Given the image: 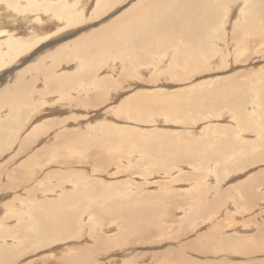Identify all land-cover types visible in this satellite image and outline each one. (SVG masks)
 Listing matches in <instances>:
<instances>
[{"label": "rangeland", "instance_id": "rangeland-1", "mask_svg": "<svg viewBox=\"0 0 264 264\" xmlns=\"http://www.w3.org/2000/svg\"><path fill=\"white\" fill-rule=\"evenodd\" d=\"M242 1L244 5L241 17L245 18L248 15L246 8L250 5V0ZM91 2L92 0L89 1L90 5L87 4L89 8L92 7ZM87 6L88 15L86 14L85 22L80 27L92 26L82 35H87L98 27H104L114 15L116 17L124 9V4H121L95 20ZM227 8V4H224L222 16L225 15ZM235 19L236 16L232 20L238 21ZM232 23L227 21L222 30L224 41L229 43L223 41L222 47L220 41L218 53L209 55L206 65L203 68L199 67L196 72L185 71L186 74L183 75L182 70H186L185 66L183 63H181L182 67L177 66L173 61L175 52L170 48L159 51L160 54L157 51L151 52L149 59L153 64L150 65V69L142 65V69H146L139 75L136 72L138 66L131 75H126L121 69L115 71L113 68L118 69L121 61L111 57L97 71V78L102 80L111 77L110 79L116 81L112 83V89L107 83L104 87L101 85L98 88L100 82L92 85L89 80L80 79L78 84L72 85L63 95L52 94L49 96V101L40 97L39 102L38 99L32 102V108L28 105L31 113L28 112L26 116L19 118L17 132H14L15 137L12 140L5 137L7 130L0 124V160L7 158L6 164L2 163L3 168H0V193L2 190L4 193V196H0V200L3 199V203L6 202L10 207L21 211L22 202L26 204L24 207L27 210L29 206L35 204L34 202L37 205L44 202L58 203L67 195L71 200L67 198L68 200L63 204L64 208L68 213L72 211L77 213L79 217L77 220H81L78 238L73 237L72 234L70 237L61 238L64 241L56 239L55 244L23 255L11 264H181L180 262H183L182 264H258L257 261L264 264L262 245L264 244V49L256 52L251 48L243 53L232 51L231 34H228L232 32ZM76 29L69 30L73 36L77 32ZM219 29L220 26L217 30ZM221 52L224 57L219 56ZM86 57L88 56L84 57L85 60ZM73 62L68 63L66 67L69 66L71 69L74 66ZM31 63H26L27 66L24 68L21 67L22 64L13 67L22 68L25 73H29L33 66L37 67V62ZM175 63L174 69L178 71V76H174L168 67L175 66ZM5 70L3 72L9 71L10 68ZM76 70L73 68L70 73L79 75L82 72L81 69ZM35 81L36 86H39L40 81ZM6 83V87L9 86L8 84L12 85L10 80ZM80 85H85L87 89L84 90L88 91L87 94L79 87ZM40 87L43 89V85ZM69 90L70 93L73 92L72 96L68 93ZM47 91L55 90L48 88ZM135 96L136 99L143 100L140 107H137L140 103L134 100ZM68 98L70 101L66 100ZM145 100H148L147 103ZM153 101L157 102L153 105ZM235 106L240 108L241 113L236 112ZM137 108L143 109L139 111L140 114H143L144 110L148 111V117L143 115V118H137L132 111ZM6 112L8 107L0 104V123L9 117ZM40 120L42 124L50 120L65 121L63 125L54 126L49 130V134L48 132L41 134L35 142L17 154L16 145L22 137L19 135H23L28 127ZM62 129L70 135L81 134L91 140L86 139L81 144L82 148L80 145H70L64 141L56 143L55 133ZM47 134L48 136L45 137ZM131 134H134L133 138ZM103 136L105 144L109 140L117 150L112 148V145H104ZM128 138L130 140L132 138L134 146ZM141 141L147 142L146 148L139 146ZM109 147L117 153L111 158L105 152ZM102 148L103 150L105 148L104 152ZM39 150L42 154L39 152L37 156H31L34 151ZM102 153L106 154L101 156ZM207 154L210 156L207 157ZM28 155L31 157V163L27 165ZM97 157L103 158L102 161L98 159V162ZM22 163L26 164L21 167ZM18 168L25 176L33 172L30 182L32 185L21 178L16 181H12L9 176L3 178L6 173L11 175ZM2 184L6 185L7 189H1ZM82 191L90 192V195L82 194ZM34 192L40 193V197ZM78 193L81 202H73L75 198L73 196ZM42 194L45 196L42 197ZM26 195L29 197L27 198ZM208 202L210 207L204 212L203 203ZM139 207H146L155 211V214L159 209V216L153 221L150 217L145 218L147 222L153 224L151 229L159 227L158 231L149 230L152 233L140 235V232L133 231L130 224L129 228L125 227L127 218L124 216L128 217L129 211L133 212L134 208L140 209ZM109 211H111L110 215ZM126 211L124 215L123 212ZM11 215L10 213L1 215L0 227H6L7 223L15 224ZM18 225L15 224L13 227L17 229ZM38 226L43 227L41 223ZM92 228H96L95 231ZM112 228H115L114 232ZM223 230H226V233ZM127 237V241L124 242L123 239ZM83 252L91 253L93 258L84 261Z\"/></svg>", "mask_w": 264, "mask_h": 264}, {"label": "bare ground", "instance_id": "bare-ground-1", "mask_svg": "<svg viewBox=\"0 0 264 264\" xmlns=\"http://www.w3.org/2000/svg\"><path fill=\"white\" fill-rule=\"evenodd\" d=\"M89 1L90 0H0V104L4 105L5 107L6 106L8 107V112H6V114L9 115V117L3 123H0L7 130L5 137H7L11 140L15 137L14 132L15 131L17 132V127L19 124L18 123L19 118L21 116L22 117L26 116L28 112L31 113L29 106L32 104L33 101H36V99H38V102H39L42 97H44L43 99L49 101L50 100L49 96H52V94H55L57 96L59 94L63 95L64 93H66V91H68V88H70L72 85L78 84L80 79L81 80L87 79L90 81V83L92 85H97V83L100 82L99 83L100 85L98 86V88H100L101 85H103V87H104V85H106V83H107V85H109V84L111 85L110 89H112V86H113L112 83H114L116 81H113V79H110L111 77L110 78L107 77V78H104L102 80L97 78V71L102 67V64L107 63V61L111 57L116 58V60L121 61L120 65L118 64L119 65V67H117L118 69L113 68L115 71L121 69L126 75H131L135 72V68L138 66L136 69V72H138V75H139L140 72H142V70L146 69V68L142 69V65L147 66V68L150 69V65L153 64L151 62V60L149 59L151 52H154V51H157V52L161 51L162 52V50L166 51L167 49L170 48V50L172 49V51L175 52L173 61L177 63V66L182 67L181 63H183V66H185L184 69H186V70H182L183 75L186 74L185 71H188V72L189 71H193V72L195 71L196 72V70L199 67L203 68L206 65L209 55L212 56V55L218 53L217 48H218V44H220V41H222V43H221L222 47L224 45V42H226V44H227L228 41H224V35H223V31H222L224 29L227 21L233 22L231 25V26H233L232 32L228 33L229 35L231 34L230 45H231L232 51H235L237 53L238 52L243 53L245 51H248V49H251V48H253V51H256V52L261 50V49H264V0H250V5H248L247 8L245 7L248 10V15L247 16L245 15L246 16L245 18L241 17L243 15L242 6L244 5V1H242V0H92V2H91L92 7L91 8H89L87 6V4H89ZM121 4H124L123 11L118 13L116 15V17L114 15L115 18L113 17L108 24H105L104 27H100V28L98 27L99 29L98 28L94 29L95 31H92L91 33H88L87 35H82L83 32L89 30L92 26V25H85L83 27H80L85 22L84 18L86 16V14L88 13L86 11V6L89 8L90 14H92L96 20V19H100L101 16L103 17L104 14H106L109 11H112V9L114 10V8H116V6H119ZM224 4H227L228 8L226 9L225 15L222 16L221 12H222V7L224 6ZM235 16H236V19H238V21L234 22L232 19ZM221 19H222V21H221ZM217 22H219V23H217ZM218 26H220L221 29L217 30ZM78 27H80V28H78ZM76 28H78V29H76ZM70 29H76L77 30V32L74 33V36H73V33L71 31H69ZM229 32H230V30H229ZM59 35H61V36H59ZM33 50H36V51L34 53L30 54ZM235 52H234V54H235ZM242 53L240 55H242ZM250 53H251V51H250ZM85 54L88 56V58L86 57L87 60L84 59V57L86 56ZM159 54H160V52H159ZM252 54H254V52ZM27 56H29V57H27ZM219 56L224 57L222 52ZM247 56H249V54H247ZM220 57H219V59H220ZM216 59H217V57H216ZM169 60H171V59H169ZM72 61H74L73 62L74 66L71 69L69 68V66L66 67V65H69L70 62H72ZM25 62L29 63V64H32L31 62H33V63L37 62V67H34L32 65L33 66L32 70L29 71V73H25L26 71L24 72L22 68L13 67V66H17L18 64H20V65L22 64L21 67L24 68L25 66H27ZM163 62H166V61H163ZM163 62H161V64H163ZM176 63H175V66H172V65L168 66L170 68V69L169 68L168 69L171 72H173L174 76H178V71L176 72V70L174 69V68H176ZM114 64H115V62H114ZM211 64H212V62H211ZM11 67H13V68H11ZM208 67H209V65H208ZM211 67H213V66H211ZM5 68H10V70L7 72H3V70H5ZM73 68L77 69L76 71H80V69H81L82 72L79 75L76 73H70ZM160 69H161V67H160ZM164 70H165V68H164ZM10 72H12V73L10 74ZM146 72H148V70H146ZM143 73H145V72H143ZM148 73H150V72H148ZM160 74H162V73H160ZM112 75H114V74H112ZM6 78H10V79L6 80ZM158 78H160V77H158ZM169 79H171V78H169ZM8 80L11 81L12 85L10 86V84H8L9 86L6 87V84H7L6 82H8ZM35 80L40 81L39 86H36ZM4 81H5V83L1 85V83ZM151 83H152V81H151ZM41 85H43V89L40 87ZM162 85H164V84H162ZM79 87L82 88V90L84 91L85 94H87L88 91L86 92L84 90V89H87L85 87V85H80ZM48 88L54 89L55 91L54 92L47 91ZM68 93L71 95V93H73V92L70 93V90H69ZM92 95H93V93H92ZM64 97H66V96H64ZM136 98L137 97L135 96L134 100H138V102L140 103V105L137 107H140L141 104H143V100L136 99ZM139 98H141V97H139ZM163 98H165V97H163ZM52 99H54V98H52ZM131 99H132V97H131ZM63 100L65 101V99H63ZM66 100L70 101L69 98ZM175 100H177V99H175ZM122 101H123V99H122ZM145 101L147 103L148 100H145ZM156 102L157 101H153L152 102L153 105ZM43 103H44V101H43ZM77 103H79V102H77ZM167 103H170V102H167ZM224 103H226V102H224ZM39 105H40V103H39ZM83 106H86V105H83ZM32 107L33 106L31 105V108ZM128 107L129 106L127 105L126 108H128ZM45 109H46V107H45ZM50 109H49V111H50ZM178 109H179V107H178ZM234 109L237 110L236 112L240 111L239 110L240 108L238 106H235ZM32 110H34V108ZM40 110H42V109H40ZM141 110H143V109L142 108H139V109L137 108L136 110L132 109V111H134V114L136 115L137 118H143L142 117L143 115L147 116V114L149 113L148 111L144 110V113L140 114L139 111H141ZM122 113H124V112H122ZM239 113H241V112H239ZM239 113H237V115H240ZM114 114H115V112H114ZM125 114H127V112H125ZM122 115H124V114H122ZM42 120H44V118ZM42 120L34 122L33 124L31 123L32 126L28 127L27 130L25 129L26 131L25 132L23 131L24 132L23 135H19L22 137L19 139V141L16 145L17 154L24 151L29 146V144H31L32 142H35L41 134H45L49 130L53 129L54 126L63 125L64 124L63 122L65 121V120H63V121L61 120L62 122H60V121H56V120H52V121L50 120V122H48L46 120L48 123L42 124V123H40V122H42ZM60 128H62V127H59V129ZM21 132H22V130H21ZM48 134H49V132H48ZM48 134L45 135V137H47ZM132 136H134V134H131V137ZM84 137L81 134H73V135L71 134L70 135L65 129L59 130L57 133H55L56 143L57 142L61 143L64 141V142H68V144H70V145H80L81 148H82L81 144L86 139L91 140V138H89L87 136H86L87 138L86 137L84 138ZM128 137H130V136L128 135ZM104 138L105 137L103 136L102 140ZM132 138H131V140H132ZM48 139L49 138H47V140ZM93 140L94 139H92V141ZM128 140H130V138H128ZM131 140H130V142H132ZM102 142L104 145H106V144L112 145L111 147L115 148L113 146L114 144H112L111 141H109V140H107L106 144H105V140H103ZM56 143H55V145L59 146V144H56ZM146 143L147 142L143 143L141 141V143H139V146H141V148L142 147L146 148L147 147ZM132 145L134 146L135 144L132 142ZM101 146H102V144H101ZM111 147L107 148V151H105V148H104V150L102 148L103 152L105 151L109 155V158H111L113 155L117 154V153H115V151H113V149L110 150ZM115 149L117 150V148H115ZM40 150L37 152L34 151V153H32L31 156L32 157L37 156L39 154V152H40V154H42V152ZM140 150H143V149H140ZM118 151L120 152V149ZM100 154H101V152H100ZM105 154L102 153L101 156H103ZM202 154L203 153H201V155ZM208 154H211V153L208 152ZM208 154H207V157L210 156ZM28 156H29V158L26 161L27 165L29 163H31V160H30L31 157H30V155H28ZM190 156L192 157V155H190ZM17 157L18 156H16V158ZM6 159L3 158L2 160H0V168L1 169L3 168L2 163H5ZM96 159L100 160L101 158L97 157ZM102 159L100 160V162L102 161ZM208 159H210V158H208ZM99 160H98V162H99ZM24 164H26V163H24ZM24 164L22 163V165H20V166L22 167ZM3 166H5V165H3ZM19 168L16 172L14 171V173H12L11 175H9V173H6V175H4L3 178L5 179V176H9V178L12 179V181L13 180L16 181L19 178H21L23 181L26 180L27 184L32 182L33 175L31 173H33V172L32 171L30 173L28 172L29 175L25 176L24 174H21ZM7 172H9V171H7ZM70 174H69V176H70ZM210 177H211V175H210ZM75 178H77V177H75ZM77 180H79V179H77ZM35 181H36V179H35ZM14 182H12V183H14ZM80 182H82V181H79V183ZM9 184H11V183H9ZM30 184L32 185V183H30ZM72 184H73L72 186H74V183H72ZM2 185H3V187L1 189H7L6 185H4V184H2ZM33 185H35V184H33ZM251 186H253V184H251ZM32 187L33 186H31V188ZM81 189H83V188H81ZM20 190H22V189H20ZM58 190H60V188H58ZM2 191L0 193V196H4V193H2ZM29 192H31V191H29ZM250 192H252V191H250ZM13 193H15V190ZM18 193H19V191H18ZM34 193L38 194V196L40 194L37 192H34ZM34 193H32V194H34ZM83 193H86V192L82 191V194ZM89 193H86V194H89ZM11 194H12V192H11ZM27 194H28V192H27ZM54 194H52V195H54ZM57 195H58V193H57ZM20 196H22V195H20ZM26 196H27V198L29 197L28 195H26ZM44 196L45 195H43L42 197H44ZM203 196L204 195H202V197ZM60 197H61V195H60ZM63 197H64L63 198L64 200L62 199L63 201H61V202H59L60 201L59 200L58 203L57 202L56 203L55 202H53V203L44 202L42 204L37 205L36 202L33 201L35 204H33V206H29L30 208L27 206L28 207L27 210L24 207V206H26V204L22 202V204L20 203L21 205H23L21 207V211H19L18 208L14 207L15 208L14 209V208L10 207L8 205V203H6V202L3 203V201H4L3 199L0 200V217L3 214L10 213V214H12L11 216H12L15 224L18 225V223H19V225L16 226L17 229H15L13 227L15 224L11 225L10 223H7L6 227H0V239L4 245V246L1 245L2 243L0 242V245H1L0 246V264H11L13 261L19 259L23 255H26V254L31 253V252H35L38 249L43 248L45 246L46 247L49 245L51 246L52 243L55 244L54 242L56 239L61 240V238H63V237L66 238V236L70 237V235H72V234H73V237L78 238L79 235H77V233L81 229L80 228L81 227V225H80L81 220H77V219H79V217L77 216V213H75L74 211L68 213L66 208H64V206H63L65 201L68 200L67 198H69L70 196L67 197V195H66ZM73 197H75L73 199L74 200L73 202H81V199L79 198V193ZM199 198H200V196H199ZM27 200H29V199H27ZM204 200L206 201L205 198H204ZM13 201L15 202V200H13ZM10 202H12V201H10ZM38 203H39V201H38ZM209 203L210 202L203 203L204 204V209H203L204 212H206L205 209H208L210 207V206L208 207ZM149 204L150 203H148V205ZM13 206H14V204H13ZM76 206H77V204H76ZM146 207H143V208L139 207L140 209L134 208L133 212L129 211V213H128L129 216L128 217L124 216L127 218V220H126L127 225L125 227L129 228L130 226H132L131 228L133 229V231L137 232V233L140 232V235H144L147 232L150 233L152 230L154 232L158 231L159 227L156 229L155 225H154L155 229H151V228H153V226H152L153 224L147 222L148 220H145V218L150 217V218H152L151 221H153L154 218H156V216H159L158 215L159 209L157 208L158 210L156 211V214H155L154 213L155 211H151L150 209H148ZM155 207H156V205H155ZM229 208H231V207H229ZM104 211H108V210H104ZM179 211H181V210H179ZM179 211H177V212H179ZM17 212L20 213V215H18ZM21 212H23V213H21ZM183 212L185 214V211H183ZM108 213L110 215L111 211H109ZM126 213H127V211L123 212L124 215H126ZM192 214H194V213H192ZM195 214H197V213H195ZM97 217L98 216H96V218ZM189 218L190 217L188 216V219ZM91 219H92V217H91ZM183 220H185V219H183ZM215 220L219 221L218 219H215ZM155 221H156V219H155ZM40 223H41V225H43V227L38 226ZM113 224H114V226L116 225L115 223H113ZM129 224H130V226L128 227ZM148 224H151V225H148ZM181 224H182V222H181ZM92 229H94V228H92ZM95 229L93 231H95ZM114 229H113V232H114ZM140 229H142V230H140ZM17 230H19V231H17ZM106 230H107V228L105 229V231ZM149 230H151V231L149 232ZM125 231L127 232L126 229H125ZM15 232H17L16 235H14ZM165 233H167V232H165ZM108 235H110V234H108ZM91 237H92V235H91ZM127 239H128V237L124 238L123 241L125 242V241H127ZM93 240H95V239H93ZM61 241H64V240H61ZM41 245H43V246H41ZM262 245L264 246V244H262ZM199 246L202 247V245H199ZM205 247H203V248H205ZM58 248H60V247H58ZM72 248H74V247H72ZM97 249H98V245H97ZM75 250H77V249H75ZM244 251H246V250H244ZM251 252H253V251H251ZM92 255H94V254H92ZM82 257L84 258V261L90 260L93 258V256H91V253H89V252H83ZM63 258H65V257H63ZM72 258H73V256H72ZM78 258H77V260H78ZM80 259H81V257H80ZM249 259H251V258H249ZM252 259H254V258H252ZM77 260H75V261H77ZM82 262H83V260H82ZM257 262H258V264L261 263L260 261H257ZM89 263H91V262H89ZM148 263H149V261H148ZM177 263H179V262H177ZM180 263L182 264L183 262H180ZM254 263H256V262H254Z\"/></svg>", "mask_w": 264, "mask_h": 264}]
</instances>
